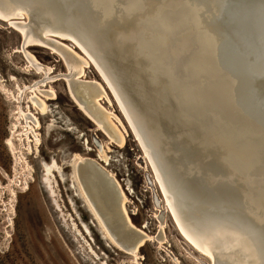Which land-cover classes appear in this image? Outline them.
I'll list each match as a JSON object with an SVG mask.
<instances>
[{
  "label": "bare ground",
  "instance_id": "6f19581e",
  "mask_svg": "<svg viewBox=\"0 0 264 264\" xmlns=\"http://www.w3.org/2000/svg\"><path fill=\"white\" fill-rule=\"evenodd\" d=\"M23 11L28 14L27 19L18 25L24 42L48 46L56 57L66 56L67 68L77 79L70 88L77 91L74 97L78 105L87 104L86 111L111 139L119 142L118 130L109 118L110 108L98 105L102 94H107L105 87L94 79L81 80L85 76L82 66L91 59L142 147L181 236L209 259L214 256L225 264H264V0H0L1 21H12ZM48 33L69 38L90 59L76 56L72 45L59 43ZM109 44L145 61L149 78L162 80L169 89L177 91L184 106L212 111L221 130H227V137L232 139L226 141L230 149L224 158L215 147L213 153L203 147L198 162L190 159L189 151L181 152V156H176L178 151H164L154 131L161 130L142 111L145 118L139 117L138 104L107 60L105 50ZM49 93L46 94L55 95ZM35 101L32 107L40 112H32L35 119L30 129L39 126L36 115L46 109L42 99L38 106ZM27 106L30 110L29 101ZM38 138H34L35 148ZM237 139L241 143L234 141ZM99 156L107 161L105 156ZM82 158L74 153L68 164L90 213L97 219L99 236L111 248L137 260L144 238L129 246H121L112 238L91 203L89 185L98 176L93 165L88 163L85 170L92 182L82 176L85 188L76 177V165ZM42 169L46 174L50 168ZM104 188L96 194L107 193L109 188ZM120 193L125 214L127 196ZM103 210V216L112 220L113 209ZM205 214L209 215L203 217ZM84 244L80 242L79 246L86 251Z\"/></svg>",
  "mask_w": 264,
  "mask_h": 264
},
{
  "label": "rangeland",
  "instance_id": "374dc122",
  "mask_svg": "<svg viewBox=\"0 0 264 264\" xmlns=\"http://www.w3.org/2000/svg\"><path fill=\"white\" fill-rule=\"evenodd\" d=\"M27 16L23 11L12 21L0 20V264H225L195 250L177 230L142 147L89 56L69 38L47 34L72 45L76 56L90 59L82 66L86 78L81 80L94 79L105 87L107 94H102L104 99L100 98L98 105L110 108L109 118L121 144L97 124L86 111L87 104L78 105L77 91L70 88L77 79L67 68L66 56L61 54L60 60L48 46L24 42L18 23ZM125 51L109 44L105 56L141 111L157 129L170 134L175 145L185 149L206 146L210 136L204 127L184 116L168 86L162 80L152 81L142 61ZM41 99L46 109L36 115L39 126L30 129L35 119L32 112H40L32 107V101ZM74 153L82 155L76 166L83 164L81 174L89 183L92 179L85 172L89 164L106 176L112 173L107 176L109 181L95 170L98 176L89 185L91 203L119 245L129 246L144 238L137 260L111 248L99 236L97 219L68 164ZM44 167L50 168L46 174ZM102 187L110 192L97 195ZM120 192L127 196V217L121 209ZM104 207L115 212L113 221L103 216ZM80 242L85 243L86 251Z\"/></svg>",
  "mask_w": 264,
  "mask_h": 264
},
{
  "label": "water",
  "instance_id": "95a60500",
  "mask_svg": "<svg viewBox=\"0 0 264 264\" xmlns=\"http://www.w3.org/2000/svg\"><path fill=\"white\" fill-rule=\"evenodd\" d=\"M142 61V64H143V67H144V70H145V73L147 71V67H146V62L141 60ZM146 68V69H145ZM148 72V71H147ZM148 76L149 75V72L147 74ZM166 80V79H165ZM153 81V80H152ZM121 85V84H120ZM167 85H169V83L167 82ZM122 87V85H121ZM170 87V86H169ZM172 87V86H171ZM123 88V87H122ZM119 89V88H118ZM171 90V93L173 94L175 100L177 101V104L179 106V109L181 111V113L185 116H187L188 118H192L195 122H197L198 124H200V126L204 127V129L207 131V133L209 134L210 136V139L213 138L212 140V143L210 144V142L204 146L205 148L206 147H209V149H211L212 153H213V149L214 147L216 148L215 151L219 154V156L221 158H224V156L227 154L228 150L230 149V146L229 144H226L228 142L226 141H232V139H230L229 137H227L228 135H226V131L225 130H221L223 129V127L221 128V124L220 122L218 121V119H216L214 113L212 111H207L205 110V112H201V111H196V110H193L191 108H188L186 106L183 105V103L179 100L180 96L179 94L177 93V91H175L173 88H170ZM127 94V93H125ZM128 100L130 102L131 99L129 98V95L127 94L126 95ZM129 102V103H130ZM133 103V102H132ZM131 104V103H130ZM132 105V104H131ZM133 107V105H132ZM137 108V107H136ZM140 112L137 111V113L139 114V117H142V119H144V115L143 113L141 112V110L139 108H137ZM214 118L216 120H214ZM137 125V123H136ZM147 125V123H146ZM148 126V125H147ZM229 125H227V129H230L228 131H231V128L228 127ZM153 130L155 129L154 127L152 128ZM225 129V128H224ZM157 134V136L160 138L159 141H160V145H161V148L164 150V151H167V149H170V151H178L179 153L176 155V156H181V152L183 151H189L191 152L190 153V159H193L195 160V162H198L199 161V157H200V153H201V149H204L203 147H193V148H190V149H185L183 148L181 145H175L174 142H173V139L171 137L170 134L168 133H165L163 131L161 132H158L156 130H154ZM222 132H225V133H221ZM233 133L235 132L234 130L232 131ZM242 132V131H241ZM231 133V132H230ZM246 134V133H245ZM244 137H246V135H244ZM253 137V136H251ZM254 140V139H253ZM237 142H240L241 143V140H234ZM210 144V145H209ZM209 145V146H208ZM211 146V147H210ZM213 147V148H212ZM236 147V146H235ZM176 153V152H175ZM222 153V154H221ZM171 156V155H170ZM171 158L173 159V157L171 156ZM83 165V164H78V168L76 170V177H78V180L80 182V184L82 183V187L84 186L85 188V182L84 180L82 179V175H81V168L80 166ZM93 165L92 167L101 174L103 175V177L107 180H109V178L106 176V174L101 170L99 169L97 166H95L94 164H91ZM78 174V175H77ZM80 176V177H79ZM110 181V180H109ZM86 190V189H85Z\"/></svg>",
  "mask_w": 264,
  "mask_h": 264
}]
</instances>
